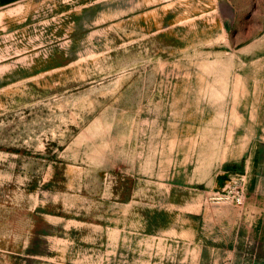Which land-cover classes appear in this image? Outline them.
Segmentation results:
<instances>
[{
    "label": "rangeland",
    "instance_id": "obj_1",
    "mask_svg": "<svg viewBox=\"0 0 264 264\" xmlns=\"http://www.w3.org/2000/svg\"><path fill=\"white\" fill-rule=\"evenodd\" d=\"M263 216L264 0L0 9V264H264Z\"/></svg>",
    "mask_w": 264,
    "mask_h": 264
},
{
    "label": "crops",
    "instance_id": "obj_2",
    "mask_svg": "<svg viewBox=\"0 0 264 264\" xmlns=\"http://www.w3.org/2000/svg\"><path fill=\"white\" fill-rule=\"evenodd\" d=\"M21 0H0V9L5 8L7 6H10L12 4H15L17 2H20ZM252 230H255L254 239L258 241L259 243H263L264 246V216L262 219H256L252 223L249 224ZM264 253V249H263Z\"/></svg>",
    "mask_w": 264,
    "mask_h": 264
},
{
    "label": "built area",
    "instance_id": "obj_3",
    "mask_svg": "<svg viewBox=\"0 0 264 264\" xmlns=\"http://www.w3.org/2000/svg\"><path fill=\"white\" fill-rule=\"evenodd\" d=\"M236 200H237L238 202H241V201H242L241 196H236Z\"/></svg>",
    "mask_w": 264,
    "mask_h": 264
}]
</instances>
